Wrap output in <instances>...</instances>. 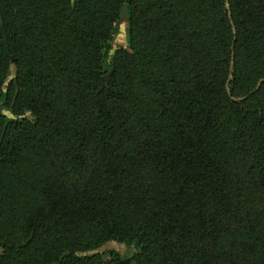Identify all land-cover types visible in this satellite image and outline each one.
<instances>
[{"label": "trees", "instance_id": "1", "mask_svg": "<svg viewBox=\"0 0 264 264\" xmlns=\"http://www.w3.org/2000/svg\"><path fill=\"white\" fill-rule=\"evenodd\" d=\"M0 104V264H264V0H0Z\"/></svg>", "mask_w": 264, "mask_h": 264}, {"label": "rangeland", "instance_id": "2", "mask_svg": "<svg viewBox=\"0 0 264 264\" xmlns=\"http://www.w3.org/2000/svg\"><path fill=\"white\" fill-rule=\"evenodd\" d=\"M129 30H130L129 12L128 9L125 8L122 12L121 22L119 24L118 31L115 34V38L114 40L108 42L109 48L106 53V61L108 65L112 63L116 49L129 47L130 45ZM14 76H15V68L12 67V72L9 80L12 79ZM0 111H2L10 118L14 117L12 111L10 109L4 108L2 104H0ZM111 248L120 251L122 255V261L124 262H130L137 252V248L135 245H127L125 243H119V242H111L105 247H103L101 251H105Z\"/></svg>", "mask_w": 264, "mask_h": 264}]
</instances>
